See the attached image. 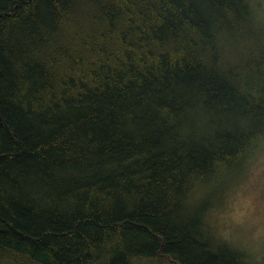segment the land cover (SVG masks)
I'll use <instances>...</instances> for the list:
<instances>
[{
    "label": "trees",
    "instance_id": "1",
    "mask_svg": "<svg viewBox=\"0 0 264 264\" xmlns=\"http://www.w3.org/2000/svg\"><path fill=\"white\" fill-rule=\"evenodd\" d=\"M262 139L257 0H0V264H254L207 216Z\"/></svg>",
    "mask_w": 264,
    "mask_h": 264
},
{
    "label": "rangeland",
    "instance_id": "2",
    "mask_svg": "<svg viewBox=\"0 0 264 264\" xmlns=\"http://www.w3.org/2000/svg\"><path fill=\"white\" fill-rule=\"evenodd\" d=\"M258 9L264 19V0ZM264 139L244 163L241 170L217 192L208 213L210 227L224 241L243 252L254 264H264Z\"/></svg>",
    "mask_w": 264,
    "mask_h": 264
},
{
    "label": "snow or ice",
    "instance_id": "3",
    "mask_svg": "<svg viewBox=\"0 0 264 264\" xmlns=\"http://www.w3.org/2000/svg\"><path fill=\"white\" fill-rule=\"evenodd\" d=\"M261 164H262L261 171L264 172V159L261 160ZM262 237H264V233H262Z\"/></svg>",
    "mask_w": 264,
    "mask_h": 264
},
{
    "label": "clouds",
    "instance_id": "4",
    "mask_svg": "<svg viewBox=\"0 0 264 264\" xmlns=\"http://www.w3.org/2000/svg\"><path fill=\"white\" fill-rule=\"evenodd\" d=\"M262 233H264V227H262L261 231L258 233V235L262 236Z\"/></svg>",
    "mask_w": 264,
    "mask_h": 264
}]
</instances>
